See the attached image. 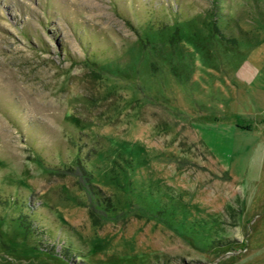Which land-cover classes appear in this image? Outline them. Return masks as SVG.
<instances>
[{
  "label": "rangeland",
  "instance_id": "374dc122",
  "mask_svg": "<svg viewBox=\"0 0 264 264\" xmlns=\"http://www.w3.org/2000/svg\"><path fill=\"white\" fill-rule=\"evenodd\" d=\"M0 264H264V0H0Z\"/></svg>",
  "mask_w": 264,
  "mask_h": 264
}]
</instances>
